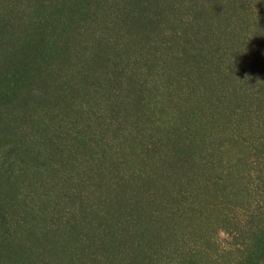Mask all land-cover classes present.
<instances>
[{"label":"trees","instance_id":"trees-1","mask_svg":"<svg viewBox=\"0 0 264 264\" xmlns=\"http://www.w3.org/2000/svg\"><path fill=\"white\" fill-rule=\"evenodd\" d=\"M0 264H264V0H0Z\"/></svg>","mask_w":264,"mask_h":264},{"label":"rangeland","instance_id":"rangeland-1","mask_svg":"<svg viewBox=\"0 0 264 264\" xmlns=\"http://www.w3.org/2000/svg\"><path fill=\"white\" fill-rule=\"evenodd\" d=\"M226 239H227V234L222 230L218 231L217 236H216V240L218 241V243L220 245H224L225 244L224 240Z\"/></svg>","mask_w":264,"mask_h":264}]
</instances>
